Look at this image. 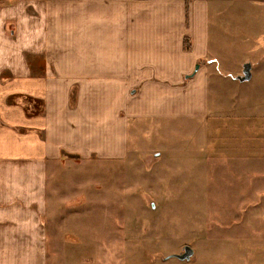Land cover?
Wrapping results in <instances>:
<instances>
[{
	"label": "crops",
	"instance_id": "0c3cea01",
	"mask_svg": "<svg viewBox=\"0 0 264 264\" xmlns=\"http://www.w3.org/2000/svg\"><path fill=\"white\" fill-rule=\"evenodd\" d=\"M229 12L264 0H0V264H47L62 150L121 160L130 119L208 118Z\"/></svg>",
	"mask_w": 264,
	"mask_h": 264
},
{
	"label": "rangeland",
	"instance_id": "374dc122",
	"mask_svg": "<svg viewBox=\"0 0 264 264\" xmlns=\"http://www.w3.org/2000/svg\"><path fill=\"white\" fill-rule=\"evenodd\" d=\"M230 13L205 121L130 119L124 159L52 162L47 264H264V12Z\"/></svg>",
	"mask_w": 264,
	"mask_h": 264
},
{
	"label": "water",
	"instance_id": "95a60500",
	"mask_svg": "<svg viewBox=\"0 0 264 264\" xmlns=\"http://www.w3.org/2000/svg\"><path fill=\"white\" fill-rule=\"evenodd\" d=\"M198 68H195L197 70ZM251 78V66L249 63H245L242 67V75L237 77V80L240 83H244L249 81ZM78 157H76L77 159ZM194 256V250L188 246H184L182 248V252L180 254H174L166 257L164 260H168L171 258H175L180 262H188Z\"/></svg>",
	"mask_w": 264,
	"mask_h": 264
},
{
	"label": "trees",
	"instance_id": "16d2710c",
	"mask_svg": "<svg viewBox=\"0 0 264 264\" xmlns=\"http://www.w3.org/2000/svg\"><path fill=\"white\" fill-rule=\"evenodd\" d=\"M185 49L187 50V49H188V47L186 46V47H185Z\"/></svg>",
	"mask_w": 264,
	"mask_h": 264
}]
</instances>
